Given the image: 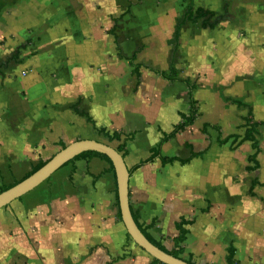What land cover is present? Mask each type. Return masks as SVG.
I'll return each mask as SVG.
<instances>
[{
    "label": "crops",
    "instance_id": "1",
    "mask_svg": "<svg viewBox=\"0 0 264 264\" xmlns=\"http://www.w3.org/2000/svg\"><path fill=\"white\" fill-rule=\"evenodd\" d=\"M187 6L212 11L215 26L186 23L176 42ZM189 94L194 122L158 149ZM248 108L264 122V0H0V191L74 141L124 140L137 226L193 264H227L228 248L236 264H264V126L257 149L239 143ZM151 261L98 154L0 208V264Z\"/></svg>",
    "mask_w": 264,
    "mask_h": 264
},
{
    "label": "water",
    "instance_id": "2",
    "mask_svg": "<svg viewBox=\"0 0 264 264\" xmlns=\"http://www.w3.org/2000/svg\"><path fill=\"white\" fill-rule=\"evenodd\" d=\"M87 151H93L105 155L111 162L116 181L117 204L120 218L126 233L132 242L152 259L157 260L161 264H191L180 256H173L156 247L141 232L132 217L129 207V172L124 163V159L115 148L95 140H77L66 145L30 175L11 187L0 191V208L5 207L17 198L32 191L42 182L47 180L65 163L69 162L77 155Z\"/></svg>",
    "mask_w": 264,
    "mask_h": 264
},
{
    "label": "trees",
    "instance_id": "3",
    "mask_svg": "<svg viewBox=\"0 0 264 264\" xmlns=\"http://www.w3.org/2000/svg\"><path fill=\"white\" fill-rule=\"evenodd\" d=\"M214 17V13L210 10L207 9H203V8H196L193 9L190 6H187L184 9L183 15H182V19L178 22V24L175 27V32H174V37H175V41L177 42L179 40V32L181 30V28L186 24V23H199L200 26L204 29H212L215 26V22L213 20ZM160 76L164 77V78H168L171 79L173 78L176 73L173 69L170 68L169 70V74L168 76L164 73V72H159ZM190 90L194 88V86H190L189 87ZM189 90V91H190ZM189 109L188 112L184 115H182V120L180 123H178L176 126H174L173 130L165 135L159 142L158 144V149L160 147V145L165 142L166 140H168L169 138L173 137L178 131L183 130L186 126L192 125V123L194 122L195 118H196V114L198 112L197 107H196V102L192 99L191 94H189ZM237 104H241L243 105L241 102L237 101ZM249 110V114L243 118L244 124L243 127H245V131H244V135L243 137L240 139L239 143H242L244 141H250L252 144V147L255 149H257L256 146V139L254 138V134L257 132V127L258 126H264V122H254L252 120V117L250 115V108H248ZM84 117L86 118V120L91 124L92 129L95 133H97L98 135L103 136L104 138H106L108 141H118L120 140V136L121 134L118 132H112L110 133L109 131H107L104 128H99L96 126L94 120L89 116V114L84 113ZM124 158L126 150H125V141L123 140L118 146H116L115 148ZM91 154H98L100 155L103 159H105L110 167L111 166V162L110 160L105 156L102 155L100 153H96L93 151H87V152H83L79 155H77L75 158H78L80 156L83 155H91ZM193 156V155H191ZM170 159H165L163 158L162 161L166 162L169 161ZM40 166L35 167L32 172H34L35 170H37ZM135 220V218H134ZM185 223V221H181L180 223H178L176 226L179 230V235L178 237L175 239V244L177 245L178 243H180L183 240L184 234H185V230L182 228V225ZM138 228L141 230V232L145 235V237L156 247L160 248L161 250L173 255V256H180L183 252V249L177 245L176 249H171L168 250L166 249L164 246H162L160 243L156 242L155 240H153L143 229H141V227L138 226ZM234 252L232 248H228L227 250V256H226V262L227 264H236L234 259ZM188 263H192L191 260H187ZM151 264H161L159 263L157 260L152 259Z\"/></svg>",
    "mask_w": 264,
    "mask_h": 264
}]
</instances>
